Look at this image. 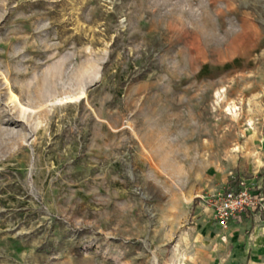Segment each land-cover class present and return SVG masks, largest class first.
<instances>
[{"label": "rangeland", "instance_id": "rangeland-1", "mask_svg": "<svg viewBox=\"0 0 264 264\" xmlns=\"http://www.w3.org/2000/svg\"><path fill=\"white\" fill-rule=\"evenodd\" d=\"M0 264H264V0H0Z\"/></svg>", "mask_w": 264, "mask_h": 264}, {"label": "built area", "instance_id": "built-area-1", "mask_svg": "<svg viewBox=\"0 0 264 264\" xmlns=\"http://www.w3.org/2000/svg\"><path fill=\"white\" fill-rule=\"evenodd\" d=\"M253 200L246 189L236 193H226L213 203L214 219L217 225L226 229L231 221L238 219L243 212L253 207Z\"/></svg>", "mask_w": 264, "mask_h": 264}, {"label": "crops", "instance_id": "crops-1", "mask_svg": "<svg viewBox=\"0 0 264 264\" xmlns=\"http://www.w3.org/2000/svg\"><path fill=\"white\" fill-rule=\"evenodd\" d=\"M242 216H243V215H241L238 219L231 221L230 224L237 223V222L239 221V219L242 218ZM230 224L228 225V227L230 226ZM218 227H219V226H218ZM228 227H227V228H228ZM219 228H220V227H219Z\"/></svg>", "mask_w": 264, "mask_h": 264}]
</instances>
